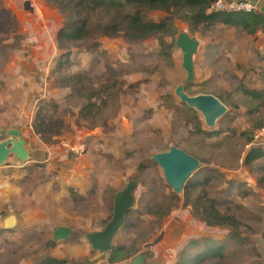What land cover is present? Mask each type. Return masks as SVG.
Returning <instances> with one entry per match:
<instances>
[{"label": "rangeland", "instance_id": "obj_1", "mask_svg": "<svg viewBox=\"0 0 264 264\" xmlns=\"http://www.w3.org/2000/svg\"><path fill=\"white\" fill-rule=\"evenodd\" d=\"M188 16L147 12L152 22H171L168 35L129 41L102 35L113 15L89 11V35L60 50L66 12L46 0H0V131H19L28 151L26 161L10 155L0 166V222L18 218L0 232V264L47 257L112 264L110 252L91 250L84 235L107 225L115 193L131 180L135 204L110 250L123 247L118 258L127 259L116 264L137 255L143 264H176L207 244L220 246L221 257L200 264H264V158L244 162L252 148L264 151V30L192 29ZM179 33L199 43L188 84ZM181 84L188 95H211L225 106L213 128L175 96ZM170 147L199 161L183 186L187 202L151 159ZM200 196L215 200L236 228L208 225L192 207ZM58 227L72 230L67 240L53 242Z\"/></svg>", "mask_w": 264, "mask_h": 264}, {"label": "trees", "instance_id": "obj_2", "mask_svg": "<svg viewBox=\"0 0 264 264\" xmlns=\"http://www.w3.org/2000/svg\"><path fill=\"white\" fill-rule=\"evenodd\" d=\"M56 4L67 13V21L57 33V44L60 50H66L68 45L83 40L89 35V11L102 9L113 15L111 21L104 25L101 34L115 36L119 33L129 41L143 40L149 37L167 36L171 22L164 20L159 23L152 22L145 17V13L160 11L164 13L187 11V21L192 29L201 25H223L240 29L248 35H254L257 31L264 30V15L259 12L252 13H208L207 10L215 0H46ZM70 52L62 54L57 62V67L62 70L68 64ZM245 94L258 99L260 95L255 92ZM199 134L207 138L217 135L216 132H204L196 129ZM264 158L261 148H252L245 158V164L251 165L255 161ZM209 181H206L208 183ZM200 184V183H199ZM203 185V184H201ZM185 201H189L186 188L183 187ZM194 210L201 214V218L208 224L236 228L238 222L230 216L222 215L216 201L203 196L195 198L192 203ZM264 239V235H263ZM192 248H198L199 242L192 241ZM123 247L112 249L109 254V263L116 264L127 258H118L123 252ZM210 257H221V247L215 244H207L204 249H197L194 254L181 255L176 264H200ZM41 264H68L65 260L47 257ZM81 264V263H78Z\"/></svg>", "mask_w": 264, "mask_h": 264}, {"label": "water", "instance_id": "obj_3", "mask_svg": "<svg viewBox=\"0 0 264 264\" xmlns=\"http://www.w3.org/2000/svg\"><path fill=\"white\" fill-rule=\"evenodd\" d=\"M175 43L182 54L181 67L186 74L184 81L186 84L191 83L194 80L193 57L199 43L187 33H179ZM174 94L180 102L200 113L209 128H213L216 120L226 112L225 106L217 98L211 95L190 96L184 91L183 84L175 88ZM0 134L6 138L0 141V166L10 155L20 162L26 161L28 151L25 147V140L20 137L19 131L15 129L2 130ZM151 159L161 168L165 182L177 195L182 193L185 181L199 167V161L196 158L176 147H170L168 151L153 154ZM136 186L137 182L131 180L125 188L115 193L110 221L102 230L84 235L91 250L99 253L110 252L115 235L123 227L126 214L135 204L133 192ZM16 223L15 215H10L3 221V229L12 228ZM71 233L72 230L67 227H58L53 233V242L65 241ZM126 264H143V259L141 255H137Z\"/></svg>", "mask_w": 264, "mask_h": 264}, {"label": "built area", "instance_id": "obj_4", "mask_svg": "<svg viewBox=\"0 0 264 264\" xmlns=\"http://www.w3.org/2000/svg\"><path fill=\"white\" fill-rule=\"evenodd\" d=\"M256 3L248 0H215L207 10L208 13H252L256 12Z\"/></svg>", "mask_w": 264, "mask_h": 264}, {"label": "crops", "instance_id": "obj_5", "mask_svg": "<svg viewBox=\"0 0 264 264\" xmlns=\"http://www.w3.org/2000/svg\"><path fill=\"white\" fill-rule=\"evenodd\" d=\"M250 2L256 3V6H257L256 12H259V13L264 15V6H262V4H260L259 0H250ZM221 26H223V25H221ZM224 27H229V26H224ZM229 28H231V27H229ZM8 216H10V215H7L6 217H8ZM6 217H3V219L0 222V232H1V234L10 232V230L14 229L16 227L17 223H18V218L15 216L16 220H17L16 225L14 227H12V228H9V229H3V221L6 219Z\"/></svg>", "mask_w": 264, "mask_h": 264}]
</instances>
